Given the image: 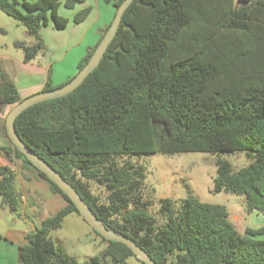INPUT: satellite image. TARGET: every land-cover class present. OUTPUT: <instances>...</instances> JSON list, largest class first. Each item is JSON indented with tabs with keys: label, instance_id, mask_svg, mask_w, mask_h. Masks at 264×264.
<instances>
[{
	"label": "trees",
	"instance_id": "obj_1",
	"mask_svg": "<svg viewBox=\"0 0 264 264\" xmlns=\"http://www.w3.org/2000/svg\"><path fill=\"white\" fill-rule=\"evenodd\" d=\"M85 1L63 4L73 9ZM105 1L116 14L124 0ZM61 5V0H0V10L36 38L33 45L16 43L25 51V62L44 55L41 30L51 19L57 29L68 25L69 19L59 14ZM90 12L89 7L80 10L74 22H83ZM111 23L80 60L78 71ZM74 76L54 85L49 74L42 91L63 86ZM22 100L0 60V111ZM15 127L106 226L134 240L157 264H264V239L256 238L264 226L241 233L225 205L194 197L178 204L162 198L154 215L153 201L145 196L146 170L129 160L216 154L214 192L241 196L248 212H264V0H134L85 81L68 95L27 108ZM4 150L66 201L26 234L18 264H129V257H136L125 244L94 229L106 243L100 255L79 262L59 248L51 232L69 214L80 215L77 207L9 138ZM227 153H245L250 163L235 169L222 157ZM0 177V203L20 216L16 173L0 166ZM95 185L104 194L94 192Z\"/></svg>",
	"mask_w": 264,
	"mask_h": 264
},
{
	"label": "rangeland",
	"instance_id": "obj_2",
	"mask_svg": "<svg viewBox=\"0 0 264 264\" xmlns=\"http://www.w3.org/2000/svg\"><path fill=\"white\" fill-rule=\"evenodd\" d=\"M61 6L62 12L63 10L68 12L69 9H66L64 5ZM61 11L59 14L63 15ZM0 28L3 29V31H0V60L6 72L15 80L21 93H26L27 85L32 82L36 83L41 75L39 69L34 66L38 63L36 61L25 62V51L23 48L18 47L16 43L23 42L29 46L36 42V38L29 34L26 26L2 10H0ZM73 28L57 29L52 19L50 24L42 28L41 36L47 50L41 64L46 65L47 55L51 58L53 51L51 49L56 50L57 56L61 55L62 63H60V67H64L69 63L73 58V53L72 50L67 52V48H72L77 39V32ZM49 69H51L53 80L51 66H49ZM12 107V105L4 107L2 117H0L1 122H3V118L6 119ZM222 157L228 159L235 169H240L250 163L245 153H227L222 154ZM216 159V154L205 152L129 157L130 161L143 165L146 170L145 196L153 201L150 211L154 215L158 214L160 199L162 198H172L178 204L181 199L194 197L203 202L225 205L229 210L231 221L241 233H244L247 227L254 229L263 227L264 212H248L244 198L241 196L226 192H214L213 181L217 172ZM93 190L96 193L104 194L102 188L96 185ZM33 203V200L29 199L27 208L21 203L20 212H25L30 221L39 225L42 215L44 217L49 216L50 212L46 207L41 210ZM18 220L17 218L16 222ZM8 224H10L9 221ZM21 224L24 226L22 221ZM51 237L59 248L74 256L79 262H85L93 256L100 255L106 247V243L102 241L101 237L76 212L69 214L64 219L62 227L51 232ZM256 238L264 239V233L257 235ZM128 262L129 264H139L134 256L129 257Z\"/></svg>",
	"mask_w": 264,
	"mask_h": 264
},
{
	"label": "crops",
	"instance_id": "obj_3",
	"mask_svg": "<svg viewBox=\"0 0 264 264\" xmlns=\"http://www.w3.org/2000/svg\"><path fill=\"white\" fill-rule=\"evenodd\" d=\"M64 1L62 0V5H64ZM61 7L59 8V12L61 11ZM88 7L91 8L88 17L81 23H74L75 14ZM61 13L63 14L62 16L69 19V23L65 28L70 29V27H74L73 29L77 32V39L73 47L67 48V52L72 50L73 58L67 65L65 64L66 66L60 67L62 58H60L61 55L57 56L55 49H51L53 51L49 65L41 64L44 60V55L37 56L32 61H36L38 64L34 65L32 63V65L39 69L41 76L36 83L32 82L27 85L26 93L22 94L17 86L23 98L42 90L49 74H51L49 66L53 70L54 85H59L74 76L78 71L80 60L87 54L90 47L98 43L103 30L113 20L115 9L112 4L107 3L105 0H86L75 8L69 9L68 12L63 10ZM2 112L0 111V117H2ZM4 120V118L3 122L0 120V166H9L16 173V190L20 194L22 204L26 208L29 205V199H32L33 204L39 207V209L42 210L46 207L50 212L49 216L56 213L66 205L63 197L59 194H54L45 181L39 179L32 170L23 166L21 160L11 158L6 154L4 147L8 144V138L3 125ZM46 217L42 215L38 225L30 221L25 212H20V216H15L8 206L0 203V264H18L19 248L26 243V234L40 227ZM17 218L19 219L18 222H16ZM8 221L10 224H8ZM21 221L24 223V226L21 224Z\"/></svg>",
	"mask_w": 264,
	"mask_h": 264
},
{
	"label": "water",
	"instance_id": "obj_4",
	"mask_svg": "<svg viewBox=\"0 0 264 264\" xmlns=\"http://www.w3.org/2000/svg\"><path fill=\"white\" fill-rule=\"evenodd\" d=\"M134 0H124L116 11L109 29L106 31L101 42L93 52L89 61L85 66L77 72V74L65 85L52 90L36 92L30 96L23 98L21 102L14 105L9 111L6 120V132L10 141L24 154L37 168L46 173V175L56 183L60 189L69 196L71 201L77 207L81 217L97 231L102 237L110 241L121 242L129 247L134 255L146 264H157L152 257L140 245L128 236L118 233L106 226L101 219L97 217L92 208L84 201L79 192L69 183L60 172L52 167L45 159L35 153L19 136L16 131L15 122L17 117L27 108L42 101L62 97L73 92L78 88L85 79L96 69L100 64L105 52L108 49L111 41L115 37L118 28L121 24L122 17L126 9ZM50 63V56H46V65Z\"/></svg>",
	"mask_w": 264,
	"mask_h": 264
}]
</instances>
